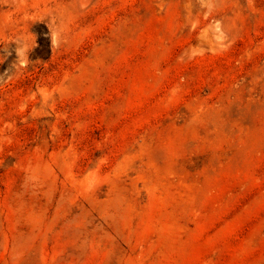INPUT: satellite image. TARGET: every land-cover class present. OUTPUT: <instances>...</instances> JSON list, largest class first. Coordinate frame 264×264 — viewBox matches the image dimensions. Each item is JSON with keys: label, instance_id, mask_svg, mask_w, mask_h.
<instances>
[{"label": "rangeland", "instance_id": "rangeland-1", "mask_svg": "<svg viewBox=\"0 0 264 264\" xmlns=\"http://www.w3.org/2000/svg\"><path fill=\"white\" fill-rule=\"evenodd\" d=\"M0 264H264V0H0Z\"/></svg>", "mask_w": 264, "mask_h": 264}, {"label": "bare ground", "instance_id": "bare-ground-1", "mask_svg": "<svg viewBox=\"0 0 264 264\" xmlns=\"http://www.w3.org/2000/svg\"><path fill=\"white\" fill-rule=\"evenodd\" d=\"M82 5V4H81ZM83 6V5H82Z\"/></svg>", "mask_w": 264, "mask_h": 264}]
</instances>
